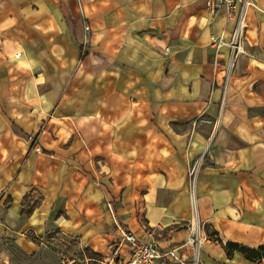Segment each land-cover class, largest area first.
<instances>
[{"label":"crops","instance_id":"1","mask_svg":"<svg viewBox=\"0 0 264 264\" xmlns=\"http://www.w3.org/2000/svg\"><path fill=\"white\" fill-rule=\"evenodd\" d=\"M252 1L225 89L235 21L202 0H81L83 16L77 0H0V264L77 251L110 264L118 225L180 248L195 213L211 238L200 264H262L225 248L264 246V0Z\"/></svg>","mask_w":264,"mask_h":264},{"label":"built area","instance_id":"2","mask_svg":"<svg viewBox=\"0 0 264 264\" xmlns=\"http://www.w3.org/2000/svg\"><path fill=\"white\" fill-rule=\"evenodd\" d=\"M207 8L214 14L225 10L228 18L235 21V28L230 42L229 59L226 65L225 89L228 87L232 73L236 67L237 60L244 53L245 34L247 29V8L253 5L252 0H202ZM80 14L84 15V7L81 0H77ZM88 30L89 28L86 27ZM201 168V162L195 163L189 169V181L195 186L197 176ZM197 221V223H196ZM193 231L191 238L180 248H185L188 254L179 252L180 248H160L158 245L140 239L133 232L118 225L122 234L120 241L112 245V263L110 264H200L199 253L202 245L210 241V237L203 234L200 222L195 213ZM127 248V259L120 260V252ZM86 259V258H85ZM59 264H77V260L68 254L60 255Z\"/></svg>","mask_w":264,"mask_h":264},{"label":"trees","instance_id":"3","mask_svg":"<svg viewBox=\"0 0 264 264\" xmlns=\"http://www.w3.org/2000/svg\"><path fill=\"white\" fill-rule=\"evenodd\" d=\"M225 248L228 255H231L234 251H240L249 260L264 264V246H260L258 248L252 249L233 243H228L225 245Z\"/></svg>","mask_w":264,"mask_h":264},{"label":"rangeland","instance_id":"4","mask_svg":"<svg viewBox=\"0 0 264 264\" xmlns=\"http://www.w3.org/2000/svg\"><path fill=\"white\" fill-rule=\"evenodd\" d=\"M70 256H73L76 260H77V264H86L85 259L86 257H95L92 253H90L89 251H77V253L75 252H70L68 253ZM86 256V257H84ZM89 264H97L94 262H90Z\"/></svg>","mask_w":264,"mask_h":264},{"label":"bare ground","instance_id":"5","mask_svg":"<svg viewBox=\"0 0 264 264\" xmlns=\"http://www.w3.org/2000/svg\"><path fill=\"white\" fill-rule=\"evenodd\" d=\"M199 220V219H198ZM196 223H197V221H196Z\"/></svg>","mask_w":264,"mask_h":264}]
</instances>
